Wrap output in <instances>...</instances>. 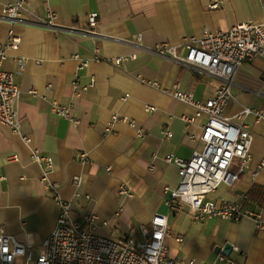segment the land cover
<instances>
[{"label": "crops", "instance_id": "0c3cea01", "mask_svg": "<svg viewBox=\"0 0 264 264\" xmlns=\"http://www.w3.org/2000/svg\"><path fill=\"white\" fill-rule=\"evenodd\" d=\"M14 1L0 2V48L10 31L20 46L6 50L0 68L14 73L21 90V132L0 123V228L32 245L37 259L58 224L59 196L70 203L74 220L101 235L143 239V230L152 229V216L164 213L169 256L224 264L216 248L230 243L231 253L223 255L234 264H264V229L254 218L194 219L186 207L169 206L180 176L166 156L189 158L201 149L190 135L199 136L206 120L170 93L178 88L206 100L222 81L152 52L168 43L185 53L186 39H199L206 29L225 31L243 21L264 24L263 1L223 0L220 9H209V0H28L34 16L24 14L13 22L5 7ZM50 11L57 15L54 27L39 24L35 16ZM90 13L98 14L92 32ZM82 61L87 65L81 67ZM233 94L225 115L246 106L264 111V53L238 68ZM54 105L70 108L78 122L55 113ZM247 122L254 134L252 159L234 184L208 194L217 203L242 194L247 199L255 185L264 187V119L251 114ZM32 148L52 157L48 170L55 188L43 182L41 165L30 157ZM81 152L88 154L86 160L78 157ZM14 154L19 160L11 159ZM240 166L237 159L232 169L240 171ZM123 185L132 196L121 193ZM245 205L264 221V203ZM92 214L98 218L91 224ZM19 259L24 264L22 256L15 264Z\"/></svg>", "mask_w": 264, "mask_h": 264}, {"label": "built area", "instance_id": "2783aa9c", "mask_svg": "<svg viewBox=\"0 0 264 264\" xmlns=\"http://www.w3.org/2000/svg\"><path fill=\"white\" fill-rule=\"evenodd\" d=\"M262 1L264 5V0ZM222 3L223 0H209L208 7L220 9ZM5 13L13 22L24 14L34 16L29 9L28 0L7 3ZM56 17L54 11H50L45 17L35 16L39 24L53 27ZM88 18V32H92L97 27L98 14L90 13ZM137 38L142 37L138 35ZM19 46L20 38L10 31L7 43L0 48V65L7 57L6 50L17 49ZM184 46L187 48L185 53L178 45L168 43L156 45L152 52L170 56L177 63L188 64L199 71L214 75L221 79L222 84L216 89L214 96L206 100L197 99L193 92L178 88L170 93L175 99L194 107L196 115H203L206 120L199 136L190 135L202 144L201 149L196 147L189 158L173 153L166 156L168 162L178 167L180 176L177 187L171 190L168 204L174 209L186 207L189 216L194 219L252 217L257 221L258 227L264 229L260 213L245 205L247 195L242 194L237 200L224 204L208 199V194L216 191L220 185L234 184L252 159L254 134L247 121L251 114L258 120H263L264 111L246 106L230 117L225 115V110L234 98L233 85L238 68L264 53V24L243 21L225 31L206 29L199 39L187 38ZM120 62L119 58L117 63ZM24 65L25 62L22 61L21 67ZM85 65L87 61H82L81 67ZM20 96L21 90L14 73L0 68V123L11 127L17 133L21 132ZM53 109L55 113L78 122L70 108L54 105ZM112 119L117 121L118 115H113ZM166 135L170 137L172 131L168 129ZM24 140L29 141V138L24 137ZM30 157L41 165L43 182L55 188L50 182L48 170V167L53 165L52 157L41 155L37 148L31 149ZM78 157L86 160L88 154L81 152ZM11 159L19 160V157L14 154ZM237 159L241 165L240 171L232 169ZM261 166L264 167V160ZM81 181V176L75 177L76 184L80 185ZM168 190L169 187H166L165 191ZM121 193L125 196L133 195L124 185L121 187ZM56 199L61 205L58 224L52 234L43 241L38 258L33 260L32 245L19 242L13 235L0 228V264H15L17 256H22L24 264H196L194 260L186 261L169 256L166 242L169 235L168 215L164 213H155L152 216V229L143 230V239L132 235L117 238L98 234L92 228L74 220L71 217L70 203L59 196H56ZM97 218V215L92 214L88 220L92 224ZM218 259L224 264H234L233 260L223 254H219Z\"/></svg>", "mask_w": 264, "mask_h": 264}, {"label": "trees", "instance_id": "16d2710c", "mask_svg": "<svg viewBox=\"0 0 264 264\" xmlns=\"http://www.w3.org/2000/svg\"><path fill=\"white\" fill-rule=\"evenodd\" d=\"M261 191H264V187L255 185L248 193V198L246 199L245 203L249 204L252 201H256L259 202L260 205L263 204L264 197L261 196Z\"/></svg>", "mask_w": 264, "mask_h": 264}, {"label": "water", "instance_id": "95a60500", "mask_svg": "<svg viewBox=\"0 0 264 264\" xmlns=\"http://www.w3.org/2000/svg\"><path fill=\"white\" fill-rule=\"evenodd\" d=\"M232 249H233L232 244L226 243L225 246L223 247V249H221V247L218 246L216 248V252L219 253L220 251H222L223 254L229 255L231 253Z\"/></svg>", "mask_w": 264, "mask_h": 264}, {"label": "rangeland", "instance_id": "374dc122", "mask_svg": "<svg viewBox=\"0 0 264 264\" xmlns=\"http://www.w3.org/2000/svg\"><path fill=\"white\" fill-rule=\"evenodd\" d=\"M24 263H25V261H24ZM17 264H23V260L19 259V260L17 261Z\"/></svg>", "mask_w": 264, "mask_h": 264}]
</instances>
